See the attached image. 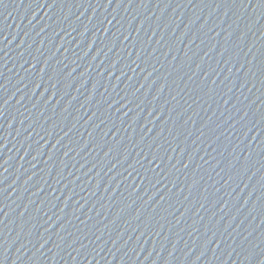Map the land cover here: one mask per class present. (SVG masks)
I'll list each match as a JSON object with an SVG mask.
<instances>
[{"label":"water","instance_id":"water-1","mask_svg":"<svg viewBox=\"0 0 264 264\" xmlns=\"http://www.w3.org/2000/svg\"><path fill=\"white\" fill-rule=\"evenodd\" d=\"M0 264H264V0H2Z\"/></svg>","mask_w":264,"mask_h":264},{"label":"snow or ice","instance_id":"snow-or-ice-1","mask_svg":"<svg viewBox=\"0 0 264 264\" xmlns=\"http://www.w3.org/2000/svg\"><path fill=\"white\" fill-rule=\"evenodd\" d=\"M0 2H2V0H0Z\"/></svg>","mask_w":264,"mask_h":264}]
</instances>
